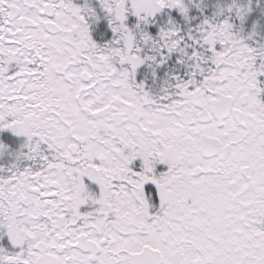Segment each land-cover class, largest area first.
I'll return each mask as SVG.
<instances>
[{"label": "snow or ice", "instance_id": "obj_1", "mask_svg": "<svg viewBox=\"0 0 264 264\" xmlns=\"http://www.w3.org/2000/svg\"><path fill=\"white\" fill-rule=\"evenodd\" d=\"M0 264H264V0H0Z\"/></svg>", "mask_w": 264, "mask_h": 264}]
</instances>
